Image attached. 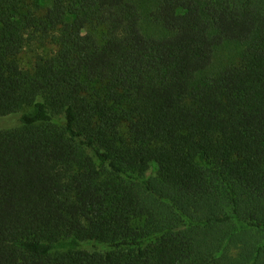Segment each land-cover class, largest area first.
<instances>
[{"label": "trees", "instance_id": "obj_1", "mask_svg": "<svg viewBox=\"0 0 264 264\" xmlns=\"http://www.w3.org/2000/svg\"><path fill=\"white\" fill-rule=\"evenodd\" d=\"M142 2L0 0V264H264V0Z\"/></svg>", "mask_w": 264, "mask_h": 264}, {"label": "rangeland", "instance_id": "obj_2", "mask_svg": "<svg viewBox=\"0 0 264 264\" xmlns=\"http://www.w3.org/2000/svg\"><path fill=\"white\" fill-rule=\"evenodd\" d=\"M154 0H143L142 2V31L147 36L152 37H164L167 35V32L159 25L154 24L149 18L151 9L153 8ZM30 6L40 7V13L47 11L52 4V0H27ZM51 50L50 47H43L40 44H34L26 48L24 54L21 56L20 63L23 68L26 70L33 67L37 55H46ZM241 48L236 45H227L221 49L219 57L215 63V67L219 69L222 65L228 63L229 61L235 59L239 54ZM11 123V121H9Z\"/></svg>", "mask_w": 264, "mask_h": 264}]
</instances>
